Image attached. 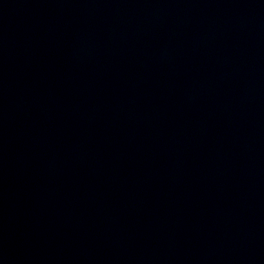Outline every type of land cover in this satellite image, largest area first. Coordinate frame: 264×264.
Returning <instances> with one entry per match:
<instances>
[{
  "label": "water",
  "instance_id": "1",
  "mask_svg": "<svg viewBox=\"0 0 264 264\" xmlns=\"http://www.w3.org/2000/svg\"><path fill=\"white\" fill-rule=\"evenodd\" d=\"M0 264H264V0H0Z\"/></svg>",
  "mask_w": 264,
  "mask_h": 264
}]
</instances>
